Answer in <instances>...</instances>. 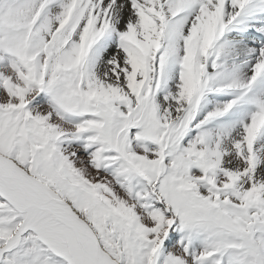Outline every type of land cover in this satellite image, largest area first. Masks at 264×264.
Here are the masks:
<instances>
[{
	"label": "snow or ice",
	"instance_id": "snow-or-ice-1",
	"mask_svg": "<svg viewBox=\"0 0 264 264\" xmlns=\"http://www.w3.org/2000/svg\"><path fill=\"white\" fill-rule=\"evenodd\" d=\"M0 264H264V0H0Z\"/></svg>",
	"mask_w": 264,
	"mask_h": 264
}]
</instances>
